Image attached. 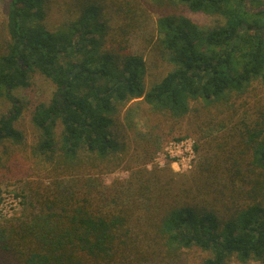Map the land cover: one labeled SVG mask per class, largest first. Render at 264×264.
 Instances as JSON below:
<instances>
[{
	"label": "trees",
	"instance_id": "1",
	"mask_svg": "<svg viewBox=\"0 0 264 264\" xmlns=\"http://www.w3.org/2000/svg\"><path fill=\"white\" fill-rule=\"evenodd\" d=\"M253 3L264 6L262 0H65L73 15L51 29L49 0L7 1L0 98L13 109L0 118V144L25 139L15 126L23 104L13 91L28 87L35 71L48 76L57 92L34 110L39 137L32 146L57 180L36 183L33 210L0 223V264H138L195 246L211 253L201 264L232 257L264 264L263 117L241 119L219 143L224 157L201 158L180 180L158 167L112 185L87 177L119 156L124 144L115 123L126 102L142 99L153 114L181 120L191 101L227 105L253 81L264 83V10ZM147 8L159 11V44L174 67L148 86L147 62L127 42ZM185 8L221 15L224 23L201 28ZM229 145L230 154L223 150Z\"/></svg>",
	"mask_w": 264,
	"mask_h": 264
},
{
	"label": "rangeland",
	"instance_id": "2",
	"mask_svg": "<svg viewBox=\"0 0 264 264\" xmlns=\"http://www.w3.org/2000/svg\"><path fill=\"white\" fill-rule=\"evenodd\" d=\"M8 0H0V56L7 52L10 35L7 28L6 4ZM264 2V0H262ZM46 23L52 29L62 21H68L72 5L64 4L65 0H49ZM253 3V7H260ZM135 21L128 37L129 50L142 55L147 62L148 72L145 85H151L160 80L167 71L174 67L168 61L169 54L159 44V31L156 26L159 11L148 9ZM184 14L201 28H212L224 23V17L203 12H192L184 9ZM114 20H111L113 24ZM114 25V24H113ZM113 33V32H112ZM28 87L15 89L23 104L22 111L15 126L24 133L22 145H14L11 141L0 144V223L14 216L27 214L34 207L33 199L37 195L36 183L43 182L46 186H53L57 180L46 171V162L41 154L33 153V146L39 137V130L33 122L36 106L42 102H50L57 92V85L51 79L40 73L33 72ZM204 101H191L192 111L181 120H168L162 115L153 114L150 107L142 99H133L122 107L116 117L115 128L119 140L124 144L119 155L106 163L101 170L83 172L87 177L105 185H112L114 181H128L133 172L156 167L172 172L180 180L184 175L192 174L196 162L208 156L224 157L220 152L219 143L226 140L227 133H234L241 127L240 121L246 116L251 119L263 117L264 113V83L255 80L248 90L242 94H234L227 105H213L206 107ZM13 109L11 100L0 98V118L9 115ZM233 116V117H232ZM232 118V119H231ZM250 118H246L251 121ZM242 119V120H241ZM225 124V128L222 125ZM63 125L57 123L56 135L60 139ZM189 140L187 150H176L172 143L179 145ZM196 145L197 148H196ZM223 150L230 154L232 147ZM17 154V155H16ZM20 156L18 164L15 160ZM60 179V178H58ZM65 185L72 184L73 178L61 179ZM211 253L200 247L184 249L179 256L163 254L138 264H201L210 257ZM226 264H260L250 260L240 262L235 257L228 259Z\"/></svg>",
	"mask_w": 264,
	"mask_h": 264
},
{
	"label": "built area",
	"instance_id": "3",
	"mask_svg": "<svg viewBox=\"0 0 264 264\" xmlns=\"http://www.w3.org/2000/svg\"><path fill=\"white\" fill-rule=\"evenodd\" d=\"M190 144V141L189 140H186V141H183L181 144L179 145H176L174 143H172V147L175 148L176 150H179L180 148H183L184 150H187L188 149V146Z\"/></svg>",
	"mask_w": 264,
	"mask_h": 264
},
{
	"label": "water",
	"instance_id": "4",
	"mask_svg": "<svg viewBox=\"0 0 264 264\" xmlns=\"http://www.w3.org/2000/svg\"><path fill=\"white\" fill-rule=\"evenodd\" d=\"M253 10H255V11H257V10H264V6L257 7L256 9L253 8Z\"/></svg>",
	"mask_w": 264,
	"mask_h": 264
}]
</instances>
